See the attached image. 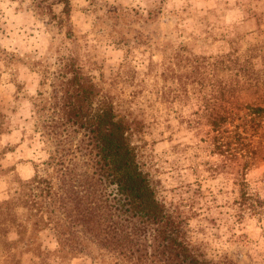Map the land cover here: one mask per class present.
<instances>
[{"label":"rangeland","instance_id":"rangeland-1","mask_svg":"<svg viewBox=\"0 0 264 264\" xmlns=\"http://www.w3.org/2000/svg\"><path fill=\"white\" fill-rule=\"evenodd\" d=\"M49 3L57 17L30 0H0V200L10 201L21 231L0 224V264H37L57 246L53 230L35 228L31 201L14 198L53 148L39 123L58 116L49 102L61 66L73 60L131 124L139 165L157 198L183 220L190 243L207 256L264 264V163L246 175L252 208L237 215L231 167H220L196 89L182 90L177 54L181 45L213 53L223 45L212 40L219 33L256 29L264 0H71L68 20L58 17V0ZM36 104L45 106L35 111ZM55 215L65 221L63 209ZM72 227L93 255L67 264H115L82 224Z\"/></svg>","mask_w":264,"mask_h":264},{"label":"trees","instance_id":"trees-1","mask_svg":"<svg viewBox=\"0 0 264 264\" xmlns=\"http://www.w3.org/2000/svg\"><path fill=\"white\" fill-rule=\"evenodd\" d=\"M30 1L37 12L57 17L50 0ZM58 1V17L68 20L71 0ZM255 18L261 23L254 30L235 28L213 37L223 44L216 52L197 53L187 45L177 51L184 67L182 90L196 89L199 116L210 127L220 167L226 162L231 167L237 215L252 208L246 175L264 163V17ZM61 67L49 102L58 116L39 123L53 148L34 164V174L20 181L14 198L30 200L35 228L56 235V248L41 253L37 264L92 257L89 244L73 230L75 223L114 255L115 264H236L190 243L183 220L157 198L141 169L131 124L117 114L110 92L74 60ZM36 106L38 111L45 105ZM56 208L63 209L65 221L55 215ZM12 214L10 201L0 200V224L6 229L19 226Z\"/></svg>","mask_w":264,"mask_h":264}]
</instances>
